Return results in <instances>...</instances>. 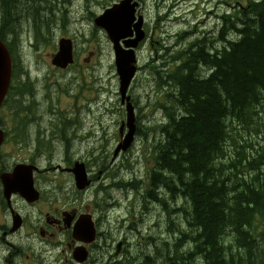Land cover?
Here are the masks:
<instances>
[{"label": "trees", "instance_id": "1", "mask_svg": "<svg viewBox=\"0 0 264 264\" xmlns=\"http://www.w3.org/2000/svg\"><path fill=\"white\" fill-rule=\"evenodd\" d=\"M51 2L0 0L2 38L29 27L46 40L57 19ZM221 30L222 44L194 41L175 53L173 68L168 61L156 72L175 92L165 94L150 193L163 185L187 228L180 225L175 238L150 236L146 264H264V0L223 16ZM14 80L12 107L14 96L31 92L17 74ZM157 200L171 225L167 202Z\"/></svg>", "mask_w": 264, "mask_h": 264}, {"label": "rangeland", "instance_id": "2", "mask_svg": "<svg viewBox=\"0 0 264 264\" xmlns=\"http://www.w3.org/2000/svg\"><path fill=\"white\" fill-rule=\"evenodd\" d=\"M62 1L56 0L55 2L52 0L51 2V5L53 4L55 7L57 19L52 24L51 36L47 43L37 45L34 33L29 32V27L26 34L21 39L19 38L21 44L20 71L30 72L36 97L35 103L39 114L46 118V127L51 128V125L61 123L67 118L75 122L71 128H68L71 147L67 149L62 142H55L52 143L57 147L54 150L66 152L67 157L70 158L75 154L89 158V161H92L93 175L96 176L102 169H105V176L110 178L106 182L116 176L125 178V180L137 175L139 178H145L148 173V166L152 162L150 156L151 143L154 141L153 139L159 138L160 131H156V129L161 127L162 117L165 116L160 107L163 104L170 105V99H167L165 94L171 87L163 88L160 86L159 76L155 71L156 69H153L154 66H157L158 70L162 69L160 57L167 51L161 47L162 41L157 40L158 42L153 43L151 42L152 38L143 43L138 50L140 68L132 82L130 94L137 106L142 135L138 136L128 151L120 153L116 163L111 165L114 150L119 142L120 127L122 121L126 119V108L121 103L119 94V77L112 43L106 32L97 28L93 20L106 7L119 0H71V4H67L66 7ZM236 1L227 0L226 2L234 3ZM157 2L158 0H144V7L148 9L151 35L155 36L156 39L161 35L163 38L167 37V34L161 33L159 29L153 31L159 9ZM93 13L95 16L92 15ZM188 16L190 22L195 18L193 14ZM175 19L163 25L168 33L176 34L182 30L184 25H187V23L177 22ZM95 28L96 30H94ZM210 31L213 37H210L209 34L205 40L203 36L204 42H215V39L218 41L215 38V32ZM49 34L50 32L47 35ZM62 37H70L74 40L78 57V62L66 69L56 68L51 64L52 56L57 51L58 42ZM173 42L175 39L169 38L164 43L168 45ZM218 42L217 45L221 43ZM185 43L188 47L190 46V42ZM203 46L200 45L197 49L202 48L204 50L205 47ZM170 54L173 55L172 52ZM89 56L90 60H87ZM164 58L168 59L170 55H165ZM17 69L19 70L18 67ZM23 81H27L26 78H23ZM171 89L173 90V88ZM32 98L33 96L25 97L27 103ZM1 114L7 120L13 118L8 107L3 109ZM27 131L31 130L27 128ZM52 178L53 197L54 200L58 199L54 203L61 207L78 206L76 203H72L73 197L80 196L76 191L74 182L64 176L63 186L59 187L61 177H56L53 173ZM101 182H103L101 179L94 181V187L91 189L93 195L85 196V200L79 199L81 203L85 204L97 198L94 192ZM145 182L147 183V179ZM134 194L135 191L109 188L107 193L104 192L100 196L102 198L110 197L107 202L108 205L102 208L107 217L106 221L103 222L102 220L101 230L106 233L109 232L111 238L116 240V244L120 240H125L127 242L126 248L133 251L134 257L137 256L144 260L142 256L152 252L149 237L153 236L163 240L162 236L165 234V229L168 234L177 236L175 231L180 222L185 219L181 213L173 214L177 219L165 228L164 222L167 220L168 212L166 214L163 206L154 201V195H150L148 200L146 197L149 194L143 195V201L140 198L137 206L131 207L127 201L133 200ZM145 200L146 202H144ZM177 203L175 200L176 207ZM144 205L147 206V209L144 208ZM176 207L171 205L169 210L172 211ZM121 219L124 220L123 223H120ZM131 227L133 230L130 229ZM189 247L190 244H187L184 250L190 249ZM37 248L40 250L41 246L38 244Z\"/></svg>", "mask_w": 264, "mask_h": 264}, {"label": "flooded vegetation", "instance_id": "3", "mask_svg": "<svg viewBox=\"0 0 264 264\" xmlns=\"http://www.w3.org/2000/svg\"><path fill=\"white\" fill-rule=\"evenodd\" d=\"M30 115L29 119L13 118L1 122L5 139L0 145V264H146L140 262V257L133 256V251L126 248L125 240L119 241L122 246L117 249L119 242L116 244L109 232L101 230L102 220L106 221L107 217L102 211L104 206L83 204L79 200H84L88 191L76 189L80 196L73 197L72 203L80 205L79 208L54 203L58 199L53 197L52 174L61 177L59 187L63 186L65 175L76 184L72 170L77 161L86 163L92 184L101 179L107 185L106 180L110 178L105 177V169L93 175L89 158L77 154L70 158L66 152L54 150L57 147L52 143L59 141L67 149L71 147V138L64 129L70 119L47 128L46 118L39 114L36 103ZM137 124L139 131V118ZM117 159L112 158L111 165ZM18 180L26 184L33 182L37 191L33 193L39 197H32L33 200L23 197L17 192ZM136 180L143 181V178L138 176ZM84 212L92 216L97 228L91 241L86 233L81 234L82 239L73 233ZM59 260L61 262L57 263Z\"/></svg>", "mask_w": 264, "mask_h": 264}, {"label": "water", "instance_id": "4", "mask_svg": "<svg viewBox=\"0 0 264 264\" xmlns=\"http://www.w3.org/2000/svg\"><path fill=\"white\" fill-rule=\"evenodd\" d=\"M130 1L131 0L123 1L122 4L118 6V9H114L112 11L107 10L105 14L98 19L102 20L100 22L101 26L107 30L110 39L114 43L117 71L121 80L120 92L122 96V102L124 103L126 99L128 100L127 111L128 126L130 127V131L126 135L123 143L118 146L116 153H118V151L121 149L126 150L131 145L134 139L135 129L134 108L130 102V96H127V91L137 70L135 51L131 47L137 46V41L141 38L142 34L139 32V36L135 40H124L125 46L130 49H123L119 43L120 39L126 38L133 34L131 30V24L134 19L133 14L135 12L136 3L131 5ZM73 62V42L71 39H62L60 41L59 51L54 56L53 64L62 68H66L70 63ZM11 78L12 61L10 53L5 44H3V42L0 40V105L4 101L6 93L9 89ZM1 141L2 131L0 129V143ZM76 178L80 188H84L90 183V181H88L87 172L84 165H82L79 170H76ZM20 191L23 193V195L29 197V194L25 192L27 190H25L23 187H20Z\"/></svg>", "mask_w": 264, "mask_h": 264}, {"label": "bare ground", "instance_id": "5", "mask_svg": "<svg viewBox=\"0 0 264 264\" xmlns=\"http://www.w3.org/2000/svg\"><path fill=\"white\" fill-rule=\"evenodd\" d=\"M211 37V36H210ZM205 39V38H204ZM206 39H207V37H206ZM219 41V40H218ZM218 41H216V42H214V44H217V42ZM208 42V41H207ZM213 42V41H212ZM219 43V42H218ZM216 46V45H215ZM211 48V47H210ZM174 92H175V89L173 90ZM177 103V102H176ZM165 117V116H164ZM162 130V129H161ZM161 132V131H160ZM144 134V133H143ZM159 135H160V133H159ZM161 137V136H160ZM60 142V141H59ZM58 142V143H59ZM73 142V141H72ZM136 142V141H135ZM257 143V142H256ZM154 149V148H153ZM156 164V163H155ZM108 167V166H107ZM131 169V168H130ZM132 169H133V167H132ZM107 170V169H106ZM123 170V169H122ZM132 172V171H131ZM137 172V171H136ZM135 173V172H134ZM153 173V172H152ZM123 174V173H122ZM115 176V175H114ZM138 176V175H137ZM106 177V176H105ZM118 177V176H117ZM122 177V176H121ZM125 177V176H124ZM134 177V176H133ZM142 178V177H141ZM125 179V178H124ZM110 181V180H109ZM106 183V182H105ZM162 185V184H161ZM151 186V185H150ZM163 186V185H162ZM152 187H154V186H152ZM153 189V188H152ZM178 198V197H177ZM148 200V199H147ZM155 201V200H154ZM144 202H146V200L144 201ZM148 202V201H147ZM145 204V203H144ZM156 205H157V203H156ZM158 206V205H157ZM158 208V207H157ZM155 209V208H154ZM159 209V208H158ZM150 211H151V209H150ZM154 211V210H153ZM152 212V211H151ZM231 216V215H230ZM160 220V219H159ZM158 220V221H159ZM167 221V220H166ZM155 225V224H154ZM139 232V231H138ZM146 240V239H145ZM149 240H150V238H149ZM152 240V239H151ZM150 242V241H149ZM145 243H146V241H145ZM152 243V242H151ZM140 245V244H139ZM150 246H151V244H150ZM149 246V247H150ZM141 252H143V251H141ZM147 252H148V250H147ZM144 253V252H143ZM146 254V253H145ZM153 257V256H152ZM156 257V256H155ZM150 258V257H149ZM162 259V258H161ZM152 260V259H151Z\"/></svg>", "mask_w": 264, "mask_h": 264}]
</instances>
